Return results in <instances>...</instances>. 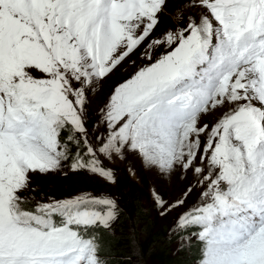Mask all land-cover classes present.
Returning <instances> with one entry per match:
<instances>
[{
	"label": "snow or ice",
	"instance_id": "6c2138e0",
	"mask_svg": "<svg viewBox=\"0 0 264 264\" xmlns=\"http://www.w3.org/2000/svg\"><path fill=\"white\" fill-rule=\"evenodd\" d=\"M131 161L178 250L264 264V0H0V264H143L114 196L38 179Z\"/></svg>",
	"mask_w": 264,
	"mask_h": 264
},
{
	"label": "rangeland",
	"instance_id": "374dc122",
	"mask_svg": "<svg viewBox=\"0 0 264 264\" xmlns=\"http://www.w3.org/2000/svg\"><path fill=\"white\" fill-rule=\"evenodd\" d=\"M107 85L103 86L104 91L107 90ZM95 104L90 105V108H94ZM137 169L135 176H130L126 171L127 164L117 162L114 167L118 168L117 183L110 185L105 183L98 177L89 176L86 174H73L69 173L68 176L61 174H52L47 177H40L42 183H46L49 191L56 196H63L68 194H74L80 191L91 192L95 195L111 194L114 196L121 207V209L128 216V225L131 227L130 231L134 230L139 237L140 245L143 244L144 235L143 226L147 220L155 222V230L165 228L167 231L168 239L172 242L171 245V257L178 256L180 258H188L191 264H199L201 256V245L198 241H193L191 244L185 245L181 250H178V241L174 235H170L169 228L172 224L175 213L168 215L167 217H161L157 210L153 207V201L151 197V189L157 188L163 197L167 200H174L181 190V186L175 182H164L156 180L150 173L140 169L139 163L131 161ZM146 189V196L143 201L144 212L148 218L139 219L136 216L135 200L136 194L141 190ZM142 195V193H141ZM195 200V194L189 199L188 203L191 204ZM137 203V201H136ZM128 204V205H127ZM130 208V209H129ZM128 210H130L128 212ZM118 225V223H117ZM134 227V229H133ZM117 234V229H116ZM143 264H157L152 261V258H147L143 252ZM173 264V263H172Z\"/></svg>",
	"mask_w": 264,
	"mask_h": 264
},
{
	"label": "trees",
	"instance_id": "16d2710c",
	"mask_svg": "<svg viewBox=\"0 0 264 264\" xmlns=\"http://www.w3.org/2000/svg\"><path fill=\"white\" fill-rule=\"evenodd\" d=\"M142 193V195H141ZM146 189L141 190L136 194L137 199L135 200L136 216L142 221L148 218L146 213L143 211V201L146 196ZM137 201V203H136ZM128 205V204H127ZM130 209V208H129ZM130 210H128L129 212ZM129 219L125 212L122 210V215L116 226L117 234L115 236L106 235L105 240L111 241L113 246H121L126 242L121 239L122 236H126L131 227L128 225ZM155 222L147 220L143 226V232L145 238H143V244L140 245L147 258H152V261L157 264H191L188 258H180L178 256L171 257V245L172 242L168 239L167 231L165 228L155 230ZM134 229V227H133ZM116 259H122V253H117L114 257Z\"/></svg>",
	"mask_w": 264,
	"mask_h": 264
}]
</instances>
